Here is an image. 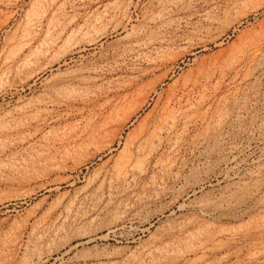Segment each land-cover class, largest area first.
I'll return each instance as SVG.
<instances>
[{
	"label": "rangeland",
	"instance_id": "1",
	"mask_svg": "<svg viewBox=\"0 0 264 264\" xmlns=\"http://www.w3.org/2000/svg\"><path fill=\"white\" fill-rule=\"evenodd\" d=\"M263 27L264 0H0V264H264V46L179 89L194 120L109 181L164 116L158 92ZM74 74L90 80L63 86Z\"/></svg>",
	"mask_w": 264,
	"mask_h": 264
},
{
	"label": "bare ground",
	"instance_id": "2",
	"mask_svg": "<svg viewBox=\"0 0 264 264\" xmlns=\"http://www.w3.org/2000/svg\"><path fill=\"white\" fill-rule=\"evenodd\" d=\"M23 33H25V32H23ZM263 46H264V27L262 28L261 33H259L258 35H253V37H251L248 41L241 43L237 47L235 52H231L229 55H226L225 58L220 56L219 58H216V60L214 59L213 63L209 67H204V66H193V67H191L192 66L191 64L186 65V66H190V67L185 69V73L181 77L178 76L177 78H175L173 83L167 86V92L164 95H163V91L158 92L157 97L154 100V105H156L158 102H160L162 99H164V101H165L163 103L164 104V116L161 118L158 126H156V128L153 130V132L150 133L149 142H144L143 144L146 143L145 145H138V146H136L134 142L130 143V148H132V149H130V151H128V152L126 151L127 153L122 152L123 155L120 158H118V160L116 161V163H115V165L111 171V174L109 175L110 176L109 181L110 182H112V181L123 182V183L127 182V180L130 179L129 177L133 174V171L136 169H139L138 166H140V163L142 164V162L146 159V157L149 156V154H151V152L153 151L154 148H156V147H154V140L155 139H159V136L161 134L162 135L164 134L166 137L170 136L171 134H173L175 132L174 129L176 128V126L182 121H183L184 129H185V128H187V126H189V124L192 122V120H194L193 118L195 117L194 116L195 111L193 110V107L190 106L188 108H182L180 105L181 104L180 99L182 98V96H178L176 94V92L179 89L189 91V89L195 88L198 84L200 86L201 85L200 81L202 78L205 77V79L207 78L209 81V79H211L216 74V72L223 73V71L226 68L231 67V66H235V64L242 62L246 56H249L250 59H254L257 56V54H259V51L261 50V48ZM128 48L130 49V46ZM11 58H12V56H11ZM167 58H170V57L168 55H160L159 58H157L156 60L154 59L155 60L154 67L157 68V66H158V68H159V66H161V67L165 66L166 63L169 62L168 61L169 59L167 60ZM171 59H173V58H171ZM174 59H176V58H174ZM10 61H12V60H10ZM174 68H175L174 66H167L163 71H161L160 74L157 75L156 82H154V84H152L150 86V89L145 93V95H144V97L146 96L145 99H147V97L150 95V93L153 95H155L157 93V89H156L157 84H163V81H164L166 75L172 74ZM88 80H90L89 76L85 77V76H81L80 74H74V75L70 76L67 80L63 81L62 83H63V86H70L72 84L85 85L86 81H88ZM63 86L57 87L55 92L57 93L58 90H60V89L62 90ZM196 88H198V87H196ZM182 95H184V93ZM143 102H145L144 98L131 112L132 113L135 112L142 105ZM176 102L180 106L175 107L174 105ZM4 131H5V129H4ZM133 148H136L135 152L133 151ZM85 197H87V195H85L84 198ZM74 210H75L74 203H70L69 205H64L59 210L57 215L52 217V218L50 217L47 219L46 217L42 216L38 220L34 221L32 229H31L32 233L35 231L37 232V230L39 229V231H40L39 233L42 237L52 236V234L57 233V231L54 232V230H53L54 229L53 224L59 222L60 220H67V219L72 218L74 216V214H73ZM133 222H135V221H133ZM28 224H29V222H28ZM142 226L143 225H140L139 227L142 228ZM25 227H27V224L25 225ZM118 229H119L118 226H114V227H110L107 230V232L103 235L89 234L87 239L84 241V244H90L92 242L98 241L99 239H104V241L109 240L110 238L114 237V235L116 234V231ZM25 230L24 229L20 230L18 236L20 234L22 235V233H24ZM153 251H156V250H153ZM153 251L149 250L148 253H152ZM132 257L133 256H131V258ZM114 263H116V262H114Z\"/></svg>",
	"mask_w": 264,
	"mask_h": 264
}]
</instances>
